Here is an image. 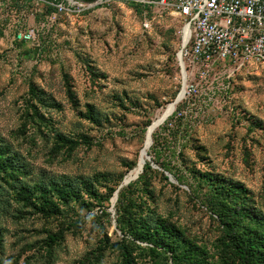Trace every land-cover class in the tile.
<instances>
[{"label":"rangeland","instance_id":"obj_1","mask_svg":"<svg viewBox=\"0 0 264 264\" xmlns=\"http://www.w3.org/2000/svg\"><path fill=\"white\" fill-rule=\"evenodd\" d=\"M71 1L0 0V140L26 165L21 184L77 192L62 202L50 191L59 207L46 216L31 203L37 191L24 200L0 179V264H122L111 190L141 174V152L151 168L123 186L131 212L174 225L178 251L196 246L222 264L210 181L241 183L264 215V74L215 64L199 77L182 58L185 93L174 102L182 17L156 6L139 14L124 0L54 6ZM136 244L135 264L171 263Z\"/></svg>","mask_w":264,"mask_h":264},{"label":"trees","instance_id":"obj_2","mask_svg":"<svg viewBox=\"0 0 264 264\" xmlns=\"http://www.w3.org/2000/svg\"><path fill=\"white\" fill-rule=\"evenodd\" d=\"M81 1L93 2L95 0ZM129 4L139 14L146 9L150 11L151 7L143 3ZM58 138L59 141L64 139L60 135ZM141 167L142 171L137 179L145 182L144 176L151 165L144 161ZM25 168V163L16 154H12L8 146L0 140V179L9 185L10 190H17L18 195L28 201L32 199L30 193L33 190L37 191L40 202L31 203L46 216L56 213L59 207L56 201L50 199V191L55 193L57 201L67 202L71 197H76L77 192L65 183L46 185L44 182H38L32 188L27 184H21L20 176L26 174ZM210 182L214 188L209 194L208 203L223 225L220 239L223 253L222 264H264V215L247 203V190L241 183L215 182L214 179ZM126 185L130 186L131 182ZM123 186L117 191V206L115 207V227L119 229L122 237L114 245L121 256L122 264H135L132 248L129 245L138 246L136 242L149 244L147 250L150 255L155 259L159 256L164 257L166 261L170 258V264H206L196 246L188 245L177 250L176 238L179 237V231L174 225L159 221L149 215H135L131 212L132 205L126 202ZM111 191L113 193L115 188ZM1 197L2 188L0 186V200ZM62 239L61 232L52 233L47 236L45 242L50 247Z\"/></svg>","mask_w":264,"mask_h":264},{"label":"built area","instance_id":"obj_3","mask_svg":"<svg viewBox=\"0 0 264 264\" xmlns=\"http://www.w3.org/2000/svg\"><path fill=\"white\" fill-rule=\"evenodd\" d=\"M168 9L188 27L181 56L194 75L205 77L215 64L264 74V0H124ZM88 5L91 2L87 3ZM56 10H80L86 3L54 4ZM145 12V11H144ZM147 26V21H144ZM192 87V86H191Z\"/></svg>","mask_w":264,"mask_h":264},{"label":"water","instance_id":"obj_4","mask_svg":"<svg viewBox=\"0 0 264 264\" xmlns=\"http://www.w3.org/2000/svg\"><path fill=\"white\" fill-rule=\"evenodd\" d=\"M76 1H78V2H80V3H88V2H84V1H81V0H76ZM186 28H187V30H188V27L186 26ZM185 45V43H181V49H182V47ZM181 49H180V51H179V55H177V59H178V62H179V67H180V71H181V75H182V84H181V89H180V93L178 92V94L176 95V97H175V99H174V102H178V101H180L181 100V98L183 97V95H184V93H185V89H184V83H185V71H184V67H183V60H182V56H181ZM158 126V125H157ZM152 142V141H151ZM146 156H147V159L149 158V155H148V153L146 154ZM138 177V175H135V176H133V177H131V179H126L125 177L123 178V180H122V182L120 183V185H119V187H121V186H123V185H126V184H128L131 180H133V179H135V178H137ZM167 177L169 178V179H171V177H170V175L169 174H167ZM172 180V179H171ZM118 187V188H119ZM118 188L115 190V192H114V198H115V200H116V198H117V191H118ZM113 203V202H112Z\"/></svg>","mask_w":264,"mask_h":264},{"label":"bare ground","instance_id":"obj_5","mask_svg":"<svg viewBox=\"0 0 264 264\" xmlns=\"http://www.w3.org/2000/svg\"><path fill=\"white\" fill-rule=\"evenodd\" d=\"M188 35H189V31L187 30L186 25H184V27H183V43H186V42H187ZM178 55H179V54H178ZM169 108H170V107H168L167 110H168ZM166 113H167V111L164 112V113H162L160 116H158V118H157L155 121H153V122L151 123V125L148 127L147 132H146L145 146H147V144H148V142H149V138H150V135H151L153 129H154L158 124H160V123L162 122V120L164 119ZM145 154H146L145 152H143V153L141 152V153H140V159H139V161H138V165H139V167H140L141 164L143 163V160H142V159H143V156H144ZM128 179H130V178H128Z\"/></svg>","mask_w":264,"mask_h":264}]
</instances>
